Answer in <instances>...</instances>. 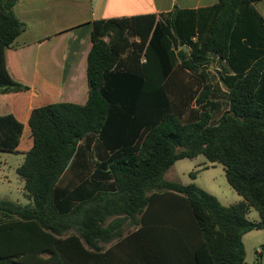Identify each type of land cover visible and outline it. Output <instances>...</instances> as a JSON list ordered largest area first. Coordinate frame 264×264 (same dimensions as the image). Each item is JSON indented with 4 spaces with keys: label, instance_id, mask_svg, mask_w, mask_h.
<instances>
[{
    "label": "trees",
    "instance_id": "trees-1",
    "mask_svg": "<svg viewBox=\"0 0 264 264\" xmlns=\"http://www.w3.org/2000/svg\"><path fill=\"white\" fill-rule=\"evenodd\" d=\"M20 1L0 0V151L25 154L17 173L31 203L0 199V264H99L100 245L115 240L180 245L183 264H247L244 236L264 231L261 0L94 22L84 105L61 102L44 73L23 74ZM215 62L227 103L213 122L212 86L195 98L184 77L207 79ZM199 156L223 166L243 201L224 206L165 178Z\"/></svg>",
    "mask_w": 264,
    "mask_h": 264
},
{
    "label": "crops",
    "instance_id": "crops-1",
    "mask_svg": "<svg viewBox=\"0 0 264 264\" xmlns=\"http://www.w3.org/2000/svg\"><path fill=\"white\" fill-rule=\"evenodd\" d=\"M219 1L21 0L15 13L27 24V29L15 41L14 48L27 79L42 72L60 87L61 102L84 105L89 94L87 58L92 46L90 38L94 22L146 15L163 20L176 10L199 12L211 9ZM254 8L264 20V0ZM241 201L243 198L237 203ZM136 230L137 227L131 225L125 235ZM100 247L105 257L99 264H183L180 254L183 248L177 244L161 242L142 246L115 240Z\"/></svg>",
    "mask_w": 264,
    "mask_h": 264
},
{
    "label": "rangeland",
    "instance_id": "rangeland-1",
    "mask_svg": "<svg viewBox=\"0 0 264 264\" xmlns=\"http://www.w3.org/2000/svg\"><path fill=\"white\" fill-rule=\"evenodd\" d=\"M133 41L136 40L131 38V42ZM16 43H19V40ZM221 71V64L215 62L207 69V79L200 74H187L184 77L195 98H198V96L205 92L206 86H212V94L210 95L209 101L213 103V106L209 105V109L212 111L213 122L219 119L221 113L226 109L227 103V89L221 81ZM55 79L57 78L55 77ZM189 108L197 109V103L194 99ZM190 109H185L183 112L186 119L191 117ZM24 160L25 154L0 151V199H7L24 205L31 203L26 196L24 183L17 173V169ZM90 160L92 166H94L93 160ZM192 173H197L196 177H193ZM72 174V172H69L64 177L63 184H68L71 181ZM165 178L168 181L178 182L184 185L194 184L215 195L225 206L236 204L239 199H242L229 185L223 166L220 164L212 165L204 156H199L196 159L178 161L166 173ZM248 219L258 221L260 220V215L256 210L251 209L248 214ZM243 242L246 251V263H257L261 253L262 258H260V262L264 264V231L257 230L246 234Z\"/></svg>",
    "mask_w": 264,
    "mask_h": 264
}]
</instances>
